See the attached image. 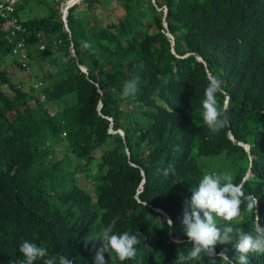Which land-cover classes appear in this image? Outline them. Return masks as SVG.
<instances>
[{
  "label": "trees",
  "instance_id": "obj_1",
  "mask_svg": "<svg viewBox=\"0 0 264 264\" xmlns=\"http://www.w3.org/2000/svg\"><path fill=\"white\" fill-rule=\"evenodd\" d=\"M118 1L112 16L122 18L105 25L88 9L112 0H24L15 13L24 31L9 38L0 19V86L9 91L0 87V264L21 259L24 240L93 264L92 238L115 217V232L141 233L136 257L122 264H173L190 247L183 202L207 172L232 174L258 199L251 211L241 205L233 227L264 225V0ZM79 4L87 8L77 14ZM34 5L46 13L22 18ZM20 40L26 67L13 55ZM7 55L23 69L39 65L40 87L12 81ZM209 74L223 82L218 103L229 118L217 134L197 126ZM133 75L139 91L121 101ZM222 249L236 255L232 244Z\"/></svg>",
  "mask_w": 264,
  "mask_h": 264
},
{
  "label": "clouds",
  "instance_id": "obj_2",
  "mask_svg": "<svg viewBox=\"0 0 264 264\" xmlns=\"http://www.w3.org/2000/svg\"><path fill=\"white\" fill-rule=\"evenodd\" d=\"M81 45L86 49L92 47V44L86 41H81ZM136 68L143 71V62L141 61ZM139 84L140 76H131L124 82L119 99L126 102L129 98L135 97L139 91ZM224 91L220 77L209 74L201 101V124L197 126L206 127L212 134L219 133L229 121L226 109L218 103V96L223 95ZM229 136L231 138L233 135L229 132ZM237 143L244 149L245 145L249 146L242 141ZM171 171L173 169L170 166L164 170V175H168ZM189 190L191 196L183 202L181 230L187 237L185 244L190 247L186 253L179 251L173 264H189L191 261H200L204 258H207L208 264H217V261L220 264H249L250 254L264 255V225L259 223V220L253 232H244L241 228L232 226L233 223L242 222L241 205L245 201L248 211L256 209L258 205L256 197L251 194L245 196L242 184L234 183L232 174L207 172L198 184ZM118 220L119 217L113 218L92 238L99 242V247L95 249L93 264H109V260L114 264L116 261L122 264L123 261L136 257L137 246L142 243L141 233L115 232ZM167 223L170 229H174L171 219H168ZM172 242L181 243L178 238L173 239ZM218 243L232 244L236 255L230 257L227 249L217 253L215 246ZM18 250L22 258L15 261V264H36L37 261L40 264H73V260L68 256H50L46 247L30 240L22 241Z\"/></svg>",
  "mask_w": 264,
  "mask_h": 264
},
{
  "label": "rangeland",
  "instance_id": "obj_3",
  "mask_svg": "<svg viewBox=\"0 0 264 264\" xmlns=\"http://www.w3.org/2000/svg\"><path fill=\"white\" fill-rule=\"evenodd\" d=\"M105 1L107 2L108 0ZM120 4L118 0H112V2L110 3L107 2L101 5L95 3L94 7L88 9V11L90 12V14H94L95 16H97V20L101 24L105 25L107 22L111 21V19L115 20L114 17L122 18V13L119 11L115 12L114 17L112 16V9H113L112 7L114 8L120 7L121 6ZM86 8L87 7H85L84 4H79L77 5L75 11L77 12V14L82 13L83 11L84 12L86 11ZM34 13H38L41 15L45 14L46 13L45 6L41 5L39 7H36V5H34L32 7L31 12H23L21 17L27 18L28 15L32 16ZM3 64L5 68H7L6 72L12 81L14 80H17L18 82L20 81L25 88H27L30 84H32L33 87L36 88L39 86L37 85L40 82L38 81L40 80L38 78L43 75V71L40 70L39 65L36 67V63L33 66L32 65L29 66V69H23L14 61L13 56L7 55L5 60L3 61ZM0 87L4 89L6 92H9L8 87H6L5 85H2ZM51 111H55L54 107L51 109ZM250 174L251 173L249 172L245 177H247Z\"/></svg>",
  "mask_w": 264,
  "mask_h": 264
},
{
  "label": "built area",
  "instance_id": "obj_4",
  "mask_svg": "<svg viewBox=\"0 0 264 264\" xmlns=\"http://www.w3.org/2000/svg\"><path fill=\"white\" fill-rule=\"evenodd\" d=\"M24 0H0V19L3 20V28L6 30H10V33L7 34V38L14 36L17 32H23L24 28L22 27L19 18L17 17L16 7L21 5ZM77 3L83 0H74ZM40 40L38 44V48L40 50L44 49L45 43L43 42V36L41 38V34L38 33L37 35ZM14 37L12 38V40ZM11 40V39H10ZM11 40V42H12ZM13 55L20 57L22 60L21 66L26 67V60H27V50L25 46H23L22 40L17 43V46L13 49ZM40 82L37 84L40 87Z\"/></svg>",
  "mask_w": 264,
  "mask_h": 264
},
{
  "label": "water",
  "instance_id": "obj_5",
  "mask_svg": "<svg viewBox=\"0 0 264 264\" xmlns=\"http://www.w3.org/2000/svg\"><path fill=\"white\" fill-rule=\"evenodd\" d=\"M82 70L85 71L84 68H82ZM231 138H232L233 140H235V139L233 138V136H232ZM245 149L248 150V149H249V146H248V145H245ZM142 185H143V184H142V182H141L140 185H139L140 189L142 188Z\"/></svg>",
  "mask_w": 264,
  "mask_h": 264
}]
</instances>
